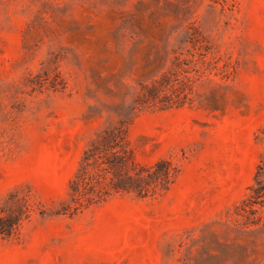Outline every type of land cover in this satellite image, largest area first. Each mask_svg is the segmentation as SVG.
I'll use <instances>...</instances> for the list:
<instances>
[{
  "label": "rangeland",
  "instance_id": "1",
  "mask_svg": "<svg viewBox=\"0 0 264 264\" xmlns=\"http://www.w3.org/2000/svg\"><path fill=\"white\" fill-rule=\"evenodd\" d=\"M163 72L184 101L168 85L137 106ZM121 119L139 164L170 162L167 186L64 212ZM262 152L264 0H0V206H31L0 264H264V211L238 213Z\"/></svg>",
  "mask_w": 264,
  "mask_h": 264
},
{
  "label": "trees",
  "instance_id": "2",
  "mask_svg": "<svg viewBox=\"0 0 264 264\" xmlns=\"http://www.w3.org/2000/svg\"><path fill=\"white\" fill-rule=\"evenodd\" d=\"M170 85L182 103L187 96L185 83H173L168 72H163L149 83H142L134 102L138 105H161L167 101V93L161 92ZM128 125L124 119L117 124L105 127L85 149L84 159L75 177L70 181L71 202L63 206V211L71 209L77 212L80 207L105 198L113 192L131 193L137 197L152 195L158 188L167 186L171 179V165L166 159H160L146 167L139 164L127 136ZM97 164L100 170L90 169ZM102 172L108 183L103 190H95L94 178ZM83 186V188H81ZM72 203V204H71ZM259 209L264 211V152L260 153L254 182L249 192L238 206V213L247 218ZM60 213V212H59ZM31 215L28 194L11 191L0 206V238H9L16 234L21 222ZM259 218V217H258ZM254 221V220H250Z\"/></svg>",
  "mask_w": 264,
  "mask_h": 264
}]
</instances>
